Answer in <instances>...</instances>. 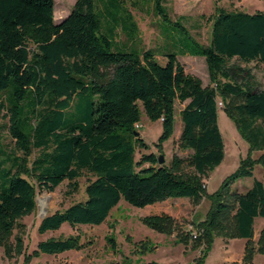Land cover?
<instances>
[{"label":"trees","instance_id":"trees-1","mask_svg":"<svg viewBox=\"0 0 264 264\" xmlns=\"http://www.w3.org/2000/svg\"><path fill=\"white\" fill-rule=\"evenodd\" d=\"M163 2L155 0V10L170 21ZM60 21L55 22L54 0H0V115L8 120L0 126V246L7 255L14 250L10 240L15 230L24 226L19 220L37 209L38 193L54 192L65 181L69 193H75L85 173L93 177L86 199L45 216L41 233L59 230L64 223L100 225L122 200L145 208L171 198H189L195 205L209 199L197 245L206 249L215 237L245 239L241 264H251L257 251L264 255V228L254 241L255 219L264 217V182L255 179L245 193L230 190L232 182L252 176L256 164L264 167V155L243 160L213 195L204 182L225 156L219 102L251 152L264 151V90L248 67L264 65V12L217 9L210 44L194 41L192 50L184 49L183 55L205 58L210 87L187 73L176 53L166 54L168 62L161 65L152 50L113 51L115 41L102 32L95 0H76ZM128 27L137 29L133 22ZM177 102L185 104L180 148L192 151L191 156H174L170 165H160L155 153L137 161L136 150L148 148L136 134L141 107L150 121L163 119L161 149L175 132ZM75 106L81 111L69 121L67 114ZM6 129L15 142L9 150ZM185 164L194 172L183 171ZM145 222L161 232L177 227L168 214L146 217ZM190 234L180 235L186 240ZM18 240L21 251L24 242ZM110 241L116 247L115 239ZM81 247L79 236L39 244L42 252L53 255Z\"/></svg>","mask_w":264,"mask_h":264},{"label":"rangeland","instance_id":"rangeland-1","mask_svg":"<svg viewBox=\"0 0 264 264\" xmlns=\"http://www.w3.org/2000/svg\"><path fill=\"white\" fill-rule=\"evenodd\" d=\"M55 22L60 23L70 14L76 0H54ZM96 12L99 15L103 34L115 41L113 51L137 50L138 52L152 50L156 60L166 65L165 56L176 53L187 73L199 77L205 87L212 86L208 66L204 57L183 55L184 49L192 50L193 42L208 46L212 33V17L217 9L245 13L264 12V0H164L170 21L162 20L155 10V0H95ZM132 16V17H131ZM131 20V21H130ZM137 29L133 32L131 23ZM183 25L188 30L184 33L175 23ZM125 30L123 29L124 27ZM189 36V41L185 38ZM130 37L134 40L130 41ZM124 46L130 48L126 49ZM189 46V47H188ZM255 81L260 90H264V65L252 63ZM98 102V96L91 97ZM88 99L83 97L84 103ZM80 100L76 99V104ZM79 105V104H77ZM83 106V104H82ZM185 104L177 102L175 132L165 141L161 149L160 137L163 133L161 122L150 121L142 109L141 128L139 135L148 144L147 149L136 150V160L144 154L155 153L164 156V165H170L174 156L188 159L192 151L180 148V136L183 122L180 111ZM218 126L224 141V160L204 178L207 193L215 194L225 184L227 179L240 169L243 160L252 158L258 160L264 151L251 152L249 144L244 140L225 108L219 104ZM81 107L75 106L69 110L67 119L77 117ZM3 115H0V126L6 125ZM4 143L8 150L14 148L8 130L3 132ZM35 154L38 153L35 151ZM150 165L137 167L147 168ZM183 171L194 172L188 164ZM93 179L87 173L78 179L79 188L75 193H69V183L65 181L54 192L43 191L37 195V209L34 213L23 217L19 223L24 226L15 230L10 240L14 247L12 255H7L5 248L0 246V264H241L248 241L245 239H224L215 237L212 243L204 249L198 246L196 238L201 222L207 218L211 201L203 199L195 205L189 198H171L154 205L137 208L126 201L115 208L110 217L100 225H75L64 223L59 230L40 232L42 219L57 210H64L70 205L86 199V186ZM255 179L264 182V167L256 164L252 176L242 177L231 183L232 192L245 193L253 185ZM168 214L176 220V231L161 232L145 222L146 217ZM198 228V229H197ZM264 228V217H258L254 223V241ZM181 233L190 234L186 240ZM79 236L81 248L69 250L60 254H47L40 250V242L48 239H64ZM18 238L23 239L22 250L19 251ZM110 239H115L116 247ZM17 247V248H16ZM255 247V246H253ZM251 264H264V255L255 252Z\"/></svg>","mask_w":264,"mask_h":264},{"label":"water","instance_id":"water-1","mask_svg":"<svg viewBox=\"0 0 264 264\" xmlns=\"http://www.w3.org/2000/svg\"><path fill=\"white\" fill-rule=\"evenodd\" d=\"M137 135H139V132L136 133ZM164 163V156L160 155L159 156V164L162 165Z\"/></svg>","mask_w":264,"mask_h":264},{"label":"built area","instance_id":"built-area-1","mask_svg":"<svg viewBox=\"0 0 264 264\" xmlns=\"http://www.w3.org/2000/svg\"><path fill=\"white\" fill-rule=\"evenodd\" d=\"M219 104H220V106H222L223 107V104L221 103V102H219ZM219 104H218V106H219ZM163 121V119H161V122ZM135 128L137 129V130H139L140 128H141V125L140 124H137L136 126H135Z\"/></svg>","mask_w":264,"mask_h":264},{"label":"crops","instance_id":"crops-1","mask_svg":"<svg viewBox=\"0 0 264 264\" xmlns=\"http://www.w3.org/2000/svg\"><path fill=\"white\" fill-rule=\"evenodd\" d=\"M61 20V19H60Z\"/></svg>","mask_w":264,"mask_h":264}]
</instances>
